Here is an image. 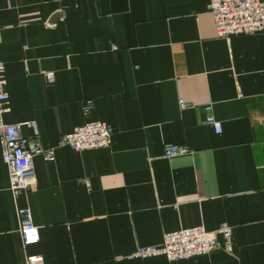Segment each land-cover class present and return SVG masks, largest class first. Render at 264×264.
<instances>
[{
	"label": "crops",
	"instance_id": "obj_1",
	"mask_svg": "<svg viewBox=\"0 0 264 264\" xmlns=\"http://www.w3.org/2000/svg\"><path fill=\"white\" fill-rule=\"evenodd\" d=\"M0 60L4 121L54 148L17 196L0 149V264H264V31L218 38L208 0H0ZM206 105L219 133L201 122ZM88 118L112 127L107 147L58 145ZM167 143L188 153L164 158ZM21 208L39 232L27 247ZM222 224L231 252L218 237L191 258L133 256Z\"/></svg>",
	"mask_w": 264,
	"mask_h": 264
},
{
	"label": "built area",
	"instance_id": "obj_2",
	"mask_svg": "<svg viewBox=\"0 0 264 264\" xmlns=\"http://www.w3.org/2000/svg\"><path fill=\"white\" fill-rule=\"evenodd\" d=\"M208 9L212 16L215 34L218 38H229L264 31V2L260 0H208ZM48 80L53 74L47 73ZM4 63L0 60V149L2 161L9 170V190L17 196L34 181L33 159L41 157L44 161L54 160V148H43L35 141L21 134V124L6 123L4 114L9 111L8 96L5 91ZM182 108L184 102L179 101ZM92 106L87 101L83 106L85 116H89ZM205 116L202 124L211 126L216 133L221 131V123L210 115V106L203 107ZM112 127L100 120L88 118L84 124L63 134L59 146H67L76 151L107 147L110 143ZM188 153L183 145L167 143L163 145L162 156L172 158ZM20 218L19 233L23 247L39 241L38 228L33 224L27 208L17 210ZM218 237L223 241L226 252L232 250V229L226 224L213 231L202 226L181 228L166 232L161 243L139 246L134 252L136 257L164 256L167 260H180L204 255L218 246ZM25 264H45L38 254L26 255Z\"/></svg>",
	"mask_w": 264,
	"mask_h": 264
},
{
	"label": "water",
	"instance_id": "obj_3",
	"mask_svg": "<svg viewBox=\"0 0 264 264\" xmlns=\"http://www.w3.org/2000/svg\"><path fill=\"white\" fill-rule=\"evenodd\" d=\"M52 16H53V17H56L57 20H62V19H63V12H62V11H57V12H55ZM52 16L49 17V18H47V19L45 20V25H46L47 27H52V26L55 25V22L52 21Z\"/></svg>",
	"mask_w": 264,
	"mask_h": 264
}]
</instances>
